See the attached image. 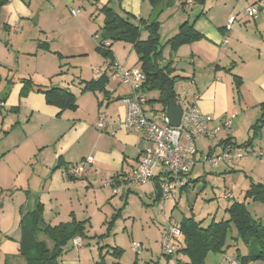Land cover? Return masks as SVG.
I'll return each mask as SVG.
<instances>
[{
	"label": "crops",
	"instance_id": "0c3cea01",
	"mask_svg": "<svg viewBox=\"0 0 264 264\" xmlns=\"http://www.w3.org/2000/svg\"><path fill=\"white\" fill-rule=\"evenodd\" d=\"M22 1L13 0L9 2L7 9L10 12L23 9L26 14L30 13V8L23 5ZM105 1L63 0L64 5L66 3L67 5L75 4V2H78L77 5L80 3L76 8L69 6V11L71 8L79 10V7H82L83 12L86 13V19L80 18V21L87 27L91 26L87 16L89 19L94 17L95 20L96 12L101 14V24L103 23V14L98 9L105 4ZM142 1L120 0L119 5L128 12L138 14L140 13L138 7L133 10L131 4L142 3ZM176 1L182 3V0ZM255 1L210 0L202 3L198 14L195 12L186 15L178 13L180 23L183 20L182 23H192L194 29L202 36L178 46L175 49V56L171 55L169 50L167 52L162 51L163 63L169 62L173 71L170 76L174 77L173 90L176 103L181 108L185 103L196 99L200 109L211 116V127L228 118L232 113L236 115L234 117L236 118L238 113L242 116L240 123L248 132L260 115L259 104L264 101V13L257 15L254 20L245 19L242 22L237 19L230 28H226L229 16L235 12V14L239 13ZM208 2H211V7L213 6L212 12L205 11ZM182 6L191 8L196 6V1L192 0V3L189 4L183 3L179 7L186 12L187 10ZM16 18V14L9 15V32L12 31L10 27ZM154 20L158 22L157 15L152 13L148 23ZM179 25L178 22L174 26V30L179 28ZM87 31L92 32V30ZM145 32L147 34L145 33L144 39L148 37V31ZM176 33L167 38H172ZM37 37H39L38 34ZM35 51L38 50L35 49ZM114 53L118 61L120 60L119 62L127 68L136 67L140 63L131 43L121 41L118 47L114 45ZM236 57L241 59V65L239 68L237 66L238 72L235 71L241 78L238 82V84L241 83V86L237 89L239 92L237 102H235L234 97L236 94L233 88L234 81L230 75L231 69L234 67L233 63L236 64ZM92 80H96V76ZM87 82L89 81L85 80L80 87H77L78 92L67 87H61L62 85L59 83L45 84L39 87L41 90L51 87L68 90L74 96L73 105L70 107L62 108L48 103L44 93L36 91V87L29 90L25 95H21L22 84L18 81L6 88L0 97V107L7 110L6 116L0 122V134L4 133V140L9 139L6 152L0 155V264H10L11 259L14 260L15 264H23V259L19 255L20 221L22 216L27 211L32 210L37 202L42 204L43 219L49 225L55 226L75 218L80 221L84 220L87 225L92 226V216L85 218L89 211L92 213L95 211L94 208L90 210L92 202L87 197V192L92 190L90 187L96 186L110 190L109 196L104 201H100L98 209H102L106 204L111 206L114 203L112 195L119 193L120 188L123 190L124 187L122 188V186L128 185L127 182H130L128 176L137 164L141 151L146 145L143 133L125 129H118L114 132L99 131L95 126L96 120L100 116H107L109 120L123 116L125 108L121 98L129 93V89L124 85H119V89L111 90L107 84H105L104 90L84 89ZM181 82L190 89L186 91V93H190L189 97H179L180 93L177 89L178 83ZM242 87L245 88L246 92L241 90ZM144 90L146 93L149 89L144 88ZM147 108L151 112L150 117H155L161 111L167 112V108L164 109L163 106L160 110L155 108L148 97ZM245 116L247 118L244 122ZM237 133L238 129L225 131L219 137L217 133V139L216 136L211 142L209 139H198L196 145L200 151H205L208 146L216 147L222 143H232L238 146L244 143V140H238ZM204 140L207 142L201 145L200 143ZM250 147H247V150L253 148L252 150L264 151V133L255 146ZM88 155L94 157L93 162L85 166V171L80 176H71L68 169ZM10 157L19 158V163H12L9 160ZM28 165L29 169L23 170ZM229 165L225 164L223 170L234 171L237 167L243 171L246 181L245 190L251 182L264 183V158L246 154L238 162ZM10 174L19 178L26 176L25 183L17 189H12L11 192H6V183ZM32 181L35 182L34 185L30 183ZM114 188L118 190L116 193L113 192ZM127 189V191L132 190L130 187ZM155 189L156 183L153 180L138 186L137 191H142L159 201L160 198L157 197ZM123 195L121 191L119 197L122 198ZM127 197L124 201L125 204L129 201ZM220 197L224 201L227 200L222 195ZM176 202L175 200L172 202L166 217L180 221L188 215L175 210ZM229 204L224 202L223 211L219 214L217 206L214 216L210 215L211 210H206L204 214L195 216L194 220L202 228H205L212 221L218 222L225 219L224 210ZM121 209L118 210L121 211ZM143 212L148 215L151 211L144 209ZM217 215L219 218H216ZM61 216L62 219L59 218ZM150 219H152L151 214L146 217L145 222L148 223ZM106 222L108 234L113 223L104 218L101 224L103 223L104 226ZM161 226L160 229L154 230V225L150 224L146 230V239H152L154 234L152 241L145 242L146 248L150 251L152 248H157L158 243L160 244ZM96 236L97 234L92 237ZM75 239L77 243H75ZM145 244L143 245L145 246ZM83 245L82 238H73L65 247L59 264H82L79 257H72V259H65V257L72 247L78 250ZM118 248L121 250L119 256L114 255L113 251L110 252L109 249H103L105 264H107V257L110 253L113 256L112 264H122L118 259L122 256L123 250ZM224 255H227L224 250L222 252L210 251L206 254L202 264H221ZM164 256L166 258L164 264H190V257L183 253H178L177 259H172L165 254ZM231 257L236 258L235 255ZM247 264H264V261L255 260Z\"/></svg>",
	"mask_w": 264,
	"mask_h": 264
},
{
	"label": "rangeland",
	"instance_id": "374dc122",
	"mask_svg": "<svg viewBox=\"0 0 264 264\" xmlns=\"http://www.w3.org/2000/svg\"><path fill=\"white\" fill-rule=\"evenodd\" d=\"M205 1L210 0H204V3ZM225 1L228 2L229 0ZM9 2L0 5V97L3 91L16 81L21 83L22 86L24 83H29L27 87H33L35 85L40 87L45 84L52 85L53 83H59L62 85L61 87H67L74 92H78L77 87H80L83 81H90L95 78L96 75H94V70L96 68L102 69L104 67L107 59L98 49V43L101 40V14L96 12L95 20L94 17L89 19L87 16L88 21L91 22V26L87 27L80 21V18L86 19V13L83 12L84 9H82V7H79L77 16L72 15L69 11V6L76 8L80 4L77 5L78 2L72 5H67V3L64 5L63 0H23L22 4L30 8L31 12L28 14H26L23 9L10 12L7 9ZM113 3L116 6L115 8ZM119 3L120 0L105 1V4H108L121 16L128 17L137 25H145L148 23L151 14L155 13L158 20L159 46L162 47V51L164 52L169 50L170 54L173 56H175L176 51L170 48L167 43L169 40L167 37L178 32L177 30H179V28L177 27V29L174 30V26L178 24V22L181 25L184 21L180 23L178 13L186 15L187 13L191 14V12H195L198 14L201 5L204 4L197 1L196 6L191 8L182 6L187 10L184 12L179 8L183 2L180 3L179 1L173 0L171 4L160 7L159 5L153 6L147 0H143L142 3L131 4L133 10L138 7L140 11V13L135 14L120 7ZM55 5L56 8L53 9ZM211 5V2H208L205 11L212 12L213 6L211 7ZM258 13V16L264 13V8ZM10 14H16L17 16L16 21L13 22L12 27H10L12 28L11 32L8 31V18ZM239 20L243 22L245 18L240 17ZM16 26H19V29L14 30ZM87 30H92V32ZM145 31L144 28L140 31L141 40L145 37ZM37 34L39 37H37ZM120 42L119 40L110 41L111 44L109 46L110 52L117 60L118 58L114 53V45L118 47ZM35 49L38 51H35ZM240 60L239 57L235 58L236 64L233 63L234 67L231 69L230 74L234 81L233 88L236 91L234 96L235 102H237L236 100L239 93L237 89L241 86V83L238 84V80H241V78L238 76L239 74L235 72L237 66L239 68L241 65ZM160 65H162V67L168 66V69L171 70L170 74L173 72L171 64L169 62L167 64L163 63V58L160 61ZM139 67L140 63L136 65V68ZM106 84L111 90L116 88L119 89V85H124L114 76L107 78ZM177 90H179L180 95H182H179V97L183 98L184 96H190V93H186V91L190 89H188V86L183 82L178 83ZM241 90L244 91L245 88L242 87ZM146 96L151 100L155 108L161 109L162 104L158 102V89L150 88L146 91ZM242 106L245 107L244 105ZM6 111V108L0 107V122L6 116ZM146 114L151 115L148 108ZM21 115L23 116L24 114ZM241 117V114L239 115L237 113V117L232 119L231 128L220 130L217 136H221L225 131L238 129L237 134L239 137H237V139L244 140V142H251V145H249V143L246 146L240 145L239 147L244 148L251 146L250 148H252V146H255L259 141L262 133H264V120L256 129L252 127L247 132L240 123ZM246 118L247 116L243 118L244 122ZM217 136L216 139L218 138ZM211 140L212 139H209L210 142ZM8 141L9 139L4 140V133L2 132V134H0V155L6 152L7 145H9ZM205 142L207 141L204 140L200 144L203 145ZM9 160L14 164L19 163V158L10 157ZM231 165L233 164L229 166ZM223 166H225L223 163L217 168H212L207 164H196L190 174L191 179L194 181L186 188L182 189L174 199L154 200L152 196L142 191H137L138 186L142 184H136L130 181L127 182L128 185L122 186V188L124 187L123 190L120 188L119 193L112 195L114 203H112L111 206L106 204L102 209H98L100 201H104L109 196L110 190L91 186L90 188L92 190L87 192V197L90 202H92L90 210L94 208L95 211L93 213L89 211L88 215H85V218L92 216V226L86 224V235L80 237L84 245L79 247L78 250L72 247V249L68 251L69 253L65 259L79 257L82 264H96L95 262L98 260H104V254L102 253L103 249H109L110 252H112L114 247H120L123 252L118 260L122 264H164L166 258L164 256L165 253L163 254L164 251L161 247V243H158L159 246L157 248H152L150 251L146 248L147 244H145V242L149 240L152 241L154 234L152 235V239H146L145 233L150 224L154 225V230H158L163 222L161 227L162 229L164 228L166 219L168 218L166 216H168V212L174 200L175 202L177 201L175 210L187 214L190 218H194L199 214H204L206 210H211L210 215L214 216L217 206L218 214L223 211L224 202L231 203L233 201H243L246 204L250 216L254 220L264 221V202L253 201L250 198L244 199L246 181L243 171L237 167L234 171L230 169L224 171ZM27 169H29V165L23 170ZM25 178L26 176L19 178L10 174L5 191L11 192L12 189L23 186ZM30 183L33 185L35 184L33 181ZM127 187H130L132 190L127 191ZM121 191L124 194L122 198L119 197ZM228 192L231 193L233 198H227V200L224 201L220 196ZM126 197L129 198V201L125 204L124 201ZM119 208H122L121 211L118 210ZM144 209H149L151 212L146 215L143 212ZM150 214L152 219L146 223V217L150 216ZM224 216L225 219L229 218L226 210H224ZM59 218L62 219L63 217L61 216ZM104 218H106V221L113 223L108 234L107 222L105 223L106 228L105 225L103 226V223L101 224ZM216 218H219L218 215ZM95 234H97V236L92 237ZM102 234L105 235L103 236ZM236 237V228L234 224L230 222V228L228 229L224 246V251L228 256L235 255L236 257L239 255V257H241L246 253L244 242L241 238ZM39 238L42 239L43 236L39 235ZM133 241L142 243L138 255L131 248ZM143 244H145V246ZM108 255L107 264H112V253ZM159 258L160 262L158 263ZM10 264H15L14 260L11 259Z\"/></svg>",
	"mask_w": 264,
	"mask_h": 264
},
{
	"label": "trees",
	"instance_id": "16d2710c",
	"mask_svg": "<svg viewBox=\"0 0 264 264\" xmlns=\"http://www.w3.org/2000/svg\"><path fill=\"white\" fill-rule=\"evenodd\" d=\"M147 1L153 6L159 5L161 7L171 4L173 0ZM195 1L204 2V0ZM5 2L7 1L0 0V5ZM98 10L103 14L101 40L98 43V49L106 59H109L114 57L109 49L101 47L104 40H110L111 42L119 40L131 43L138 56L140 69L146 74L144 88L150 89L154 87L155 83H160L158 102L166 109L169 100H176V96L173 90L174 77L170 76L171 70L168 69V66L162 67L160 65L163 56L162 47L158 43V22L154 20L145 25H137L128 17L121 16L108 4H103ZM142 28L148 31V37L143 40L140 39ZM201 36L194 29L192 23L184 22L180 25L178 32L167 43L172 50H175L178 46L199 39ZM106 82L107 78L100 76L96 80L87 82L84 89L104 90ZM28 84L24 83L22 86L21 95H25L29 90L36 87V91L44 93L48 103L62 108L73 105L74 96L66 89L51 87L41 90L37 85L27 87ZM259 107L260 115L252 125L253 129L260 126L264 120V101L259 104ZM249 143L250 141L240 145L246 146ZM155 190L157 197H159L157 186ZM246 198L264 202V183L251 182L244 192V199ZM226 211L229 215L228 219H222L218 222L212 221L205 228H202L194 218L189 216L180 220L181 235L178 240V253L188 255L190 264H202L208 252H222L224 250L230 222L234 224L237 237L241 238L246 247L245 255L236 256L240 263L247 264L255 260L264 261V221L254 220L243 201L231 202ZM20 232L19 255L23 259V264H59V259L68 243L75 237L86 235V221L72 218L70 221L55 226L49 225L44 222L42 204L37 202L32 210L27 211L22 216ZM39 235H42L43 238L40 239ZM112 253L119 256L121 250L118 247L113 248ZM96 264H104V262L101 259Z\"/></svg>",
	"mask_w": 264,
	"mask_h": 264
},
{
	"label": "built area",
	"instance_id": "2783aa9c",
	"mask_svg": "<svg viewBox=\"0 0 264 264\" xmlns=\"http://www.w3.org/2000/svg\"><path fill=\"white\" fill-rule=\"evenodd\" d=\"M182 2L189 4L192 0H182ZM263 7L264 0H256L253 4L247 5L240 13L229 16L226 28H230L240 17L248 20L256 19L259 10ZM70 11L76 16L79 10L71 8ZM17 29L19 26H16L14 30ZM110 44L109 40H104L101 47L109 49ZM94 73L97 78L114 76L129 88V93L121 98L125 108L123 116L112 120H109L107 116H100L95 126L99 131L114 132L118 129H125L143 133L146 145L128 179L136 184H145L155 180L161 200L176 198L177 194L193 181L190 174L196 164H207L212 168H217L221 163L234 164L245 154L264 157L262 150H247V147L241 148L232 143H222L216 147L208 146L205 151L198 149L196 145L198 139H214L221 129L230 128L234 113L211 127V116L203 112L197 100L194 99L181 107L180 123L178 126H172L165 111L159 112L155 117L146 114L147 96L143 85L146 74L143 70L136 67L127 68L117 59L109 58L104 67L96 68ZM93 160L94 157L88 155L72 165L68 173L73 177L80 176L85 171V166ZM117 191L116 188L113 189L114 193ZM223 197L233 198L229 192ZM180 235V221L167 218L160 234V243L165 255L170 258L177 259ZM74 241L77 243L76 239ZM140 247L139 242H132L131 248L136 254L140 252ZM221 264L241 263L237 258L224 255Z\"/></svg>",
	"mask_w": 264,
	"mask_h": 264
},
{
	"label": "water",
	"instance_id": "95a60500",
	"mask_svg": "<svg viewBox=\"0 0 264 264\" xmlns=\"http://www.w3.org/2000/svg\"><path fill=\"white\" fill-rule=\"evenodd\" d=\"M160 83H155L154 88L159 89ZM167 114L170 118V123L172 126H178L181 117V108L176 103L175 99H170L167 106Z\"/></svg>",
	"mask_w": 264,
	"mask_h": 264
}]
</instances>
